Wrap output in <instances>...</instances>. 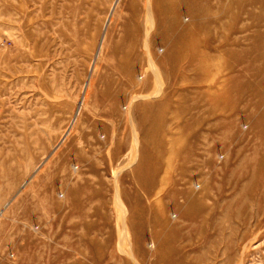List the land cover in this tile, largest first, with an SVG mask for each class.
I'll return each instance as SVG.
<instances>
[{
	"label": "rangeland",
	"instance_id": "obj_1",
	"mask_svg": "<svg viewBox=\"0 0 264 264\" xmlns=\"http://www.w3.org/2000/svg\"><path fill=\"white\" fill-rule=\"evenodd\" d=\"M222 1L210 28L184 9L171 30L146 0H26L22 16L0 0V264H206L200 231L223 232L228 205L255 216L264 0ZM182 34L209 56L169 60ZM187 192L214 209L206 227ZM162 205L179 234L165 259Z\"/></svg>",
	"mask_w": 264,
	"mask_h": 264
},
{
	"label": "bare ground",
	"instance_id": "obj_2",
	"mask_svg": "<svg viewBox=\"0 0 264 264\" xmlns=\"http://www.w3.org/2000/svg\"><path fill=\"white\" fill-rule=\"evenodd\" d=\"M20 2L21 4L18 6L17 11L18 14L22 16L26 13L28 5L26 0H20ZM222 2L215 4L213 0H146L145 7L147 11H157L159 14V25L168 26L171 30L182 24L180 11L184 9L190 11L193 15V26L210 28L213 24L222 21L224 15L228 13V5ZM248 3H252L251 0H235L231 1L229 4L230 6L242 9L243 7L245 8ZM215 14L219 16L212 18V15ZM25 20L26 23L30 22L27 17H25ZM136 24H138L137 21ZM137 28H139V26ZM186 36L187 34L180 35L179 41L176 40L173 44L172 53L167 56L169 60L176 61L187 53L188 56H192V61H195L196 56H201L202 58L209 56L206 51L202 50L196 52L192 50L188 52L186 46L191 47L190 44L195 42H191ZM192 39L195 40V37H192ZM132 40L134 41L133 43H135L136 39L134 38ZM150 43L151 41L149 40L147 42L148 49H150ZM177 69L179 70V67H177ZM142 79L143 77L141 80ZM142 107H145V105H141V109ZM152 135L154 134L152 133ZM259 182L260 180H256L258 185ZM262 193H259L257 198L255 197L259 206L255 211V216L252 218H245L239 212H233L230 205L226 206L223 215L225 221L227 220L229 224L225 227L223 224L220 225L219 227L223 229V232H216L218 235L216 233H208V231H200L201 227H206L208 221L212 219L211 213L214 209H210L211 213L206 214L208 210L202 200L193 197L189 192L186 193L185 199L190 209H188V212L184 213V218L189 219L191 222H199L201 224L199 229L200 237L197 235L196 237L199 238H196V240L204 241V246L202 248L204 255L201 254V256H197L195 259L196 263L204 261L206 264H264V194ZM160 213L162 214L160 218L162 230L167 231V234L164 232L165 236L169 234L167 237L164 236V238L158 239L159 253L164 257L163 259H165V256L171 251V245L178 239L179 234L177 229H171L166 217L164 205L161 206ZM208 227L210 226L208 225ZM239 227H243L245 230L242 232ZM181 249L182 248H177L174 253H180ZM211 251L212 253H216L214 257L210 255ZM206 255L210 256L208 257Z\"/></svg>",
	"mask_w": 264,
	"mask_h": 264
}]
</instances>
